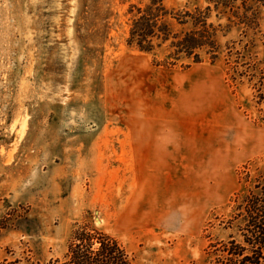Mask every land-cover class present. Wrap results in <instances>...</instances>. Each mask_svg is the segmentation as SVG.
<instances>
[{
    "label": "rangeland",
    "instance_id": "rangeland-1",
    "mask_svg": "<svg viewBox=\"0 0 264 264\" xmlns=\"http://www.w3.org/2000/svg\"><path fill=\"white\" fill-rule=\"evenodd\" d=\"M148 2L0 0V264H64L81 227L135 264H210L235 232L264 173V7L252 28L213 9L217 58L171 65L127 43Z\"/></svg>",
    "mask_w": 264,
    "mask_h": 264
},
{
    "label": "trees",
    "instance_id": "trees-1",
    "mask_svg": "<svg viewBox=\"0 0 264 264\" xmlns=\"http://www.w3.org/2000/svg\"><path fill=\"white\" fill-rule=\"evenodd\" d=\"M207 2L203 8L169 9L164 0H149L143 6H133L136 12L131 18L127 43L146 52L167 44L171 65L184 58L199 62L202 53L215 60L220 44L216 27L208 21L211 11L225 15L229 23L252 28L259 20L260 8L264 7V0ZM249 71L252 78L257 77L256 102L264 103V72L258 74L257 68ZM229 221L235 232L213 245L215 255L210 264H264V173H258L253 185L240 196ZM67 257L64 264H135L118 239L89 227L75 231Z\"/></svg>",
    "mask_w": 264,
    "mask_h": 264
}]
</instances>
